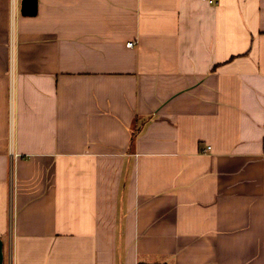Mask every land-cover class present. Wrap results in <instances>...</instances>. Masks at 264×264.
I'll return each instance as SVG.
<instances>
[{"label": "crops", "instance_id": "crops-1", "mask_svg": "<svg viewBox=\"0 0 264 264\" xmlns=\"http://www.w3.org/2000/svg\"><path fill=\"white\" fill-rule=\"evenodd\" d=\"M21 1L0 0L4 264H264V0Z\"/></svg>", "mask_w": 264, "mask_h": 264}, {"label": "water", "instance_id": "water-1", "mask_svg": "<svg viewBox=\"0 0 264 264\" xmlns=\"http://www.w3.org/2000/svg\"><path fill=\"white\" fill-rule=\"evenodd\" d=\"M38 13V0H22L21 14L26 17L36 16ZM0 264H4V243L0 239Z\"/></svg>", "mask_w": 264, "mask_h": 264}, {"label": "built area", "instance_id": "built-area-1", "mask_svg": "<svg viewBox=\"0 0 264 264\" xmlns=\"http://www.w3.org/2000/svg\"><path fill=\"white\" fill-rule=\"evenodd\" d=\"M133 45H134V43H129V44H128L129 47H132ZM10 256H11V255H10ZM9 259H10V258H9ZM10 261H11V260H9V262H10Z\"/></svg>", "mask_w": 264, "mask_h": 264}]
</instances>
